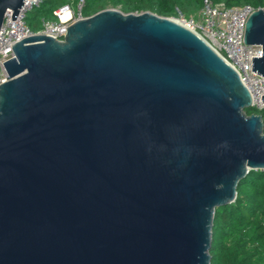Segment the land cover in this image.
I'll return each mask as SVG.
<instances>
[{
    "label": "water",
    "instance_id": "water-1",
    "mask_svg": "<svg viewBox=\"0 0 264 264\" xmlns=\"http://www.w3.org/2000/svg\"><path fill=\"white\" fill-rule=\"evenodd\" d=\"M25 0H0V28ZM261 45L264 8L247 21ZM0 84V264H210L216 210L264 171L237 71L175 18L106 9L16 43ZM264 102V96H262Z\"/></svg>",
    "mask_w": 264,
    "mask_h": 264
},
{
    "label": "trees",
    "instance_id": "trees-1",
    "mask_svg": "<svg viewBox=\"0 0 264 264\" xmlns=\"http://www.w3.org/2000/svg\"><path fill=\"white\" fill-rule=\"evenodd\" d=\"M80 0H40L39 7L27 14L25 23L33 31L42 21L58 22L55 12ZM226 7L250 5L264 8V0H212ZM202 0H84L81 16L90 17L106 9L125 14L151 12L160 17L190 19L198 14ZM254 110V109H253ZM247 115L255 111L245 110ZM210 264H264V171H251L237 186L234 203L216 210L210 249Z\"/></svg>",
    "mask_w": 264,
    "mask_h": 264
},
{
    "label": "built area",
    "instance_id": "built-area-1",
    "mask_svg": "<svg viewBox=\"0 0 264 264\" xmlns=\"http://www.w3.org/2000/svg\"><path fill=\"white\" fill-rule=\"evenodd\" d=\"M72 2L73 0H67ZM40 0H25L15 20L13 12L5 15L0 28V84L6 81L4 64L14 57L13 47L21 40L33 35H46L58 41H63L68 27L81 19V8L84 0H80L74 8L68 4L55 12L58 22L42 21V29L33 32L25 23L28 13L39 7ZM261 8L250 5L242 7H226L216 4L212 0H202L199 11V20L191 21L186 27L197 33L227 64L234 68L242 83L249 90L252 97L251 109L255 115H260L263 123L264 117V76L252 71L253 57H263L261 45H247L245 43L246 24L250 16ZM68 12L70 17L63 21L62 14Z\"/></svg>",
    "mask_w": 264,
    "mask_h": 264
},
{
    "label": "rangeland",
    "instance_id": "rangeland-1",
    "mask_svg": "<svg viewBox=\"0 0 264 264\" xmlns=\"http://www.w3.org/2000/svg\"><path fill=\"white\" fill-rule=\"evenodd\" d=\"M199 14H194L190 19H188V18H184V17H179V18H176V20L179 22V23H181V24H183V25H188L191 21H198L199 20ZM251 111H254L253 109H251V108H249ZM259 114H261V115H263V117H264V112H259Z\"/></svg>",
    "mask_w": 264,
    "mask_h": 264
},
{
    "label": "bare ground",
    "instance_id": "bare-ground-1",
    "mask_svg": "<svg viewBox=\"0 0 264 264\" xmlns=\"http://www.w3.org/2000/svg\"><path fill=\"white\" fill-rule=\"evenodd\" d=\"M61 16H62L63 21H66V20L69 19L70 14H69L68 12H65V13H63ZM178 23H179V22H178Z\"/></svg>",
    "mask_w": 264,
    "mask_h": 264
}]
</instances>
